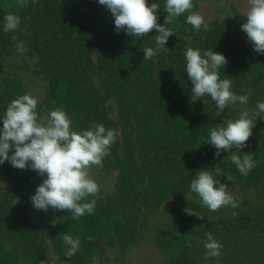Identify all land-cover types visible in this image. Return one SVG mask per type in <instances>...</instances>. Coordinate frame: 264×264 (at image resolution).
I'll return each instance as SVG.
<instances>
[{"label": "trees", "instance_id": "obj_1", "mask_svg": "<svg viewBox=\"0 0 264 264\" xmlns=\"http://www.w3.org/2000/svg\"><path fill=\"white\" fill-rule=\"evenodd\" d=\"M146 2L160 4L157 22L163 25L164 0ZM7 13L20 18L14 33L3 31ZM187 14L165 25L173 34L166 48L143 60L144 48H156L157 32L143 38L129 37L123 30L117 33L111 13L98 0H28L26 7L17 6L16 0H0V120L13 99L27 94L19 76L6 72L5 65L7 56L18 54L16 43L23 41L27 51L21 54L36 59V75L48 82L39 108H62L78 132L103 124L117 133L110 155L101 164L115 173V196L107 202L95 201L94 212L79 219L68 211L34 209L30 196L46 177L30 168H13L7 161L0 165V172L12 182L10 190L0 186V264L44 260L49 264V248L64 257L66 232L80 238V247L71 257L74 264H84L83 251L112 239L135 241L144 213L189 190L196 172L219 163L224 172V177H218L221 183L264 190V145L240 150L251 153L257 165L245 176L230 160L238 149L215 157L216 149L207 144L211 128L218 124L215 119L231 117L233 112L227 107L217 115L210 96L197 100L191 95L184 51L192 47L222 54L228 63L219 69L220 78L230 79L237 95L251 89L248 104L261 98L264 55H257L252 45L226 40L218 23L206 32L195 30L186 23ZM13 35L18 41L11 39ZM228 175L233 180L228 181ZM91 200L89 196L85 202ZM28 208L41 227L29 223ZM206 231L223 245L219 258L204 259ZM198 240L197 249L188 253L185 244ZM161 245L170 254L168 264H264V212L229 214L198 226L188 240H162Z\"/></svg>", "mask_w": 264, "mask_h": 264}, {"label": "clouds", "instance_id": "obj_2", "mask_svg": "<svg viewBox=\"0 0 264 264\" xmlns=\"http://www.w3.org/2000/svg\"><path fill=\"white\" fill-rule=\"evenodd\" d=\"M16 3L17 6L26 7L28 0H16ZM98 3L111 13L117 33L123 30L129 37L143 38L153 30L157 32L154 37L156 48H144L143 60H150L160 49L166 48L168 38L173 34L165 25L173 18L188 12L186 23L197 31L207 27L204 17L191 11L193 0H164V12L167 15L163 25L157 22L159 3L149 5L146 0H98ZM245 19L241 31L246 34L247 42L251 43L254 52L264 55V0H247ZM20 22L18 15L5 14L3 31L14 33ZM11 39L18 41L16 35ZM15 47L18 54L27 51L23 41L17 42ZM184 58L185 72L192 85L191 95L197 100L205 95L210 96L218 109L217 115L231 104L248 103L251 89L245 90L243 95H237L232 90V81L220 78L219 69L228 63L222 54L212 50L202 53L200 49L188 47L184 51ZM37 106V98L30 94L20 95L7 105L0 120V165L7 161L13 168H30L40 177H46L30 196L34 209L45 212L49 208L53 212L68 211L73 219H79L86 213L92 214L95 200L85 202L87 197L95 196L99 191V185L92 178V166L101 165L103 158L110 155L109 149L117 133L113 129H106L103 124H93L87 130L75 131L71 118L62 108L49 110L46 116L41 117L36 111ZM262 113L264 102L258 101L254 114L245 108L237 119H228L210 130L207 144L216 149L215 157H219L221 151L226 152L232 148L239 150L238 154L230 156V160L241 175H248L257 166L251 153H241L240 150L248 147L246 141ZM10 150H14L11 155ZM218 177H224L220 163L211 169L202 168L191 178L189 191L197 194L201 204L209 211L215 212L229 206L233 209L239 207L228 185L221 183ZM226 179L231 181L233 177L228 175ZM183 211L186 215L204 218L201 211L192 208ZM205 237L204 259L219 258L223 245L210 231L205 232ZM62 239L67 246L66 257L71 258L80 247V238H73L66 232ZM87 239L91 241L92 237ZM39 264H47V261H40Z\"/></svg>", "mask_w": 264, "mask_h": 264}, {"label": "rangeland", "instance_id": "obj_3", "mask_svg": "<svg viewBox=\"0 0 264 264\" xmlns=\"http://www.w3.org/2000/svg\"><path fill=\"white\" fill-rule=\"evenodd\" d=\"M193 5L191 11L203 16L207 25L206 28H201L203 32H206L214 23H218L224 28L226 40H236L242 45H251L247 42L246 34L241 31V25L246 22L247 0H193ZM5 65L6 72L12 71L19 76L27 94L37 98V113L41 117L46 116L49 110L39 108V103L45 99L48 82L42 76L36 75V59L13 53L5 58ZM261 90V98L258 100L254 99L245 105L239 103L229 105L228 109L233 112L232 116L215 119L216 123L223 124L228 119H237L239 113L245 108L250 114H254L257 102H264V85ZM108 107L111 117L116 120L113 103L109 102ZM246 144L264 145V113L256 119L252 135ZM92 178L99 185V191L92 196V200L107 202L114 198L116 192L114 172L106 171L101 165L92 166ZM0 186L5 190H10L12 186L11 180L1 172ZM228 190L239 203V207L233 209L229 206L215 212L209 211L201 204L197 194L187 190L163 201L152 211L144 213V224L135 241L112 239L110 242L101 244L100 248L83 251L82 261L84 264H168L170 254L168 249L161 245L162 240L173 243L188 240L189 233L198 226L229 214L264 212V190L261 188L242 187L235 184L228 185ZM185 208L201 211L204 218L198 219L196 216L186 215L183 211ZM26 218L30 224L42 226L30 208L27 209ZM186 245L187 252L193 253L199 245V240L188 242ZM47 260L49 264H74L71 258L66 257V253L62 257L54 253L51 248L47 251Z\"/></svg>", "mask_w": 264, "mask_h": 264}]
</instances>
